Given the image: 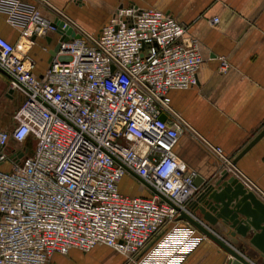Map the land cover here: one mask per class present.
Returning a JSON list of instances; mask_svg holds the SVG:
<instances>
[{
    "label": "built area",
    "instance_id": "obj_1",
    "mask_svg": "<svg viewBox=\"0 0 264 264\" xmlns=\"http://www.w3.org/2000/svg\"><path fill=\"white\" fill-rule=\"evenodd\" d=\"M0 13L19 31L14 43L0 35V70L23 94L14 125L0 129V164H9L0 169V264H49L54 253L97 244L134 260L198 191L196 171L174 152L185 131L264 202V191L170 104L171 90L197 84L203 61L186 24L134 5L119 6L96 34L49 0H0ZM57 21L80 37L61 41ZM49 34L59 47L36 73L29 51ZM27 139L28 152L10 148ZM125 178L145 194L122 192Z\"/></svg>",
    "mask_w": 264,
    "mask_h": 264
},
{
    "label": "crops",
    "instance_id": "obj_2",
    "mask_svg": "<svg viewBox=\"0 0 264 264\" xmlns=\"http://www.w3.org/2000/svg\"><path fill=\"white\" fill-rule=\"evenodd\" d=\"M49 1L92 34L99 32L119 6L155 8L169 14L187 25L188 34L198 39L203 57L196 73L197 84L169 92L172 108L205 140L232 159L264 127V0ZM212 17L218 18L216 24L210 22ZM0 35L12 43L19 36L18 28L8 24L1 13ZM46 37L37 39L29 51L36 63V73L42 72L49 61L50 51H44L43 47L50 50L55 45L54 34ZM221 59L228 63L225 71L220 67ZM22 100L23 94L9 89L8 77L0 70V129L14 125L13 113ZM31 143L30 139L22 143L11 141L10 148L28 152ZM174 152L205 181L215 179L222 171L213 152L188 131L180 135ZM236 166L264 191V135L238 159ZM8 168L7 162L0 164V169ZM124 180L119 186L122 192L145 194L137 184L134 191L126 190ZM200 188L202 185L198 191ZM170 227L153 238L134 260L97 244L86 252L72 248L66 254L54 253L49 264H159L166 260L175 264H225L226 253L185 220ZM217 232L231 238L224 231ZM191 236L199 237L193 247L180 246L182 238ZM239 246L246 256L260 261L254 247L247 243Z\"/></svg>",
    "mask_w": 264,
    "mask_h": 264
},
{
    "label": "water",
    "instance_id": "obj_3",
    "mask_svg": "<svg viewBox=\"0 0 264 264\" xmlns=\"http://www.w3.org/2000/svg\"><path fill=\"white\" fill-rule=\"evenodd\" d=\"M52 25L60 34L61 41L80 37L70 27L62 29L61 21ZM58 47L59 43H56L50 51L51 56ZM160 118L165 119V115L162 114ZM263 135L264 127L233 158L232 163L236 165L238 159ZM194 184L198 188L202 185V188L188 203L187 212L181 211L176 219L185 220L195 230L217 244L228 256L225 264H264V202L226 170L221 171L213 180L205 181L201 177H196ZM217 231H224L231 238L227 239ZM239 243H247L254 247L260 261L246 256Z\"/></svg>",
    "mask_w": 264,
    "mask_h": 264
},
{
    "label": "rangeland",
    "instance_id": "obj_4",
    "mask_svg": "<svg viewBox=\"0 0 264 264\" xmlns=\"http://www.w3.org/2000/svg\"><path fill=\"white\" fill-rule=\"evenodd\" d=\"M191 126V125H190ZM2 127H4V126H2ZM192 127V126H191ZM193 128V127H192ZM194 129V128H193ZM189 133H190V131H189ZM191 134V133H190ZM135 182L136 183H138L136 180H135ZM123 187L126 189V190H128V191H134L135 190V188H134V184H132L131 182H129V180H124L123 181ZM118 252V251H117ZM120 253V252H119ZM120 254H122V253H120ZM123 256H125L124 254H122ZM126 257V256H125Z\"/></svg>",
    "mask_w": 264,
    "mask_h": 264
},
{
    "label": "bare ground",
    "instance_id": "obj_5",
    "mask_svg": "<svg viewBox=\"0 0 264 264\" xmlns=\"http://www.w3.org/2000/svg\"><path fill=\"white\" fill-rule=\"evenodd\" d=\"M255 193V192H254Z\"/></svg>",
    "mask_w": 264,
    "mask_h": 264
}]
</instances>
